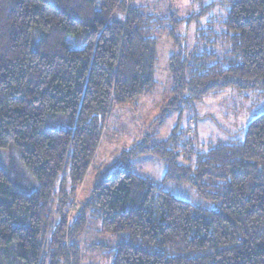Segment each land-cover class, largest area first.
I'll list each match as a JSON object with an SVG mask.
<instances>
[{
    "label": "trees",
    "instance_id": "obj_1",
    "mask_svg": "<svg viewBox=\"0 0 264 264\" xmlns=\"http://www.w3.org/2000/svg\"><path fill=\"white\" fill-rule=\"evenodd\" d=\"M227 7L231 51L221 58L212 36L181 47L168 110L227 88L264 94V0ZM140 9L135 0H0V156L11 151L7 169L22 186L0 163V264H81L77 243L93 223L107 239L92 247L109 249L111 264H264V112L188 164L176 162L194 151L172 149L177 134L123 153L159 157L162 183L188 184L210 209L134 174L127 159L96 175L68 222L112 107L154 88L161 20Z\"/></svg>",
    "mask_w": 264,
    "mask_h": 264
},
{
    "label": "rangeland",
    "instance_id": "obj_2",
    "mask_svg": "<svg viewBox=\"0 0 264 264\" xmlns=\"http://www.w3.org/2000/svg\"><path fill=\"white\" fill-rule=\"evenodd\" d=\"M230 1L232 0H135L136 5L141 8L139 11L142 15L161 20L159 26L153 28L152 33L156 38L157 55L154 88L150 93L141 96L132 106L112 107L93 162L68 208V222L72 221L80 207L79 204L90 197L97 181L96 175L99 172L107 170L112 172L120 168L127 159L134 174L161 183L164 190L176 198L205 209L212 207L211 203L202 200L188 184L162 183L167 165L159 157L140 153L129 158L123 157V153L145 139L150 144H157L177 134V145L171 148L179 152L191 147L194 151L180 153L176 162L181 165L188 164L194 161L193 153L206 149L202 144L230 142L239 138L251 119L264 112L263 93L240 92L231 88L217 91L201 100L182 103L181 108L175 111L168 110L175 87L170 73V59L181 47L184 51L186 49L190 52L199 41L206 43L208 36H212V40L218 39L219 50L224 52L220 53L221 58L231 51L234 38L224 36L226 27L223 24ZM213 8L214 10L210 11ZM199 50L200 47L197 51ZM11 155V151L8 150L2 152L0 163L11 178L14 176L15 186L19 185L21 188L22 186L17 183L18 177L7 169L10 162L12 163ZM17 163L13 162V167L17 166L24 172ZM23 175L24 180H28V175ZM97 231L98 228L93 223L78 240L77 246L82 253L81 264H111L109 255H105L109 249L92 247L93 243L107 239Z\"/></svg>",
    "mask_w": 264,
    "mask_h": 264
}]
</instances>
